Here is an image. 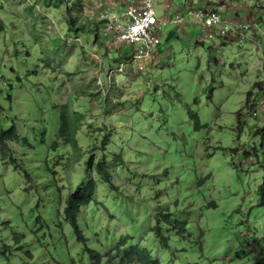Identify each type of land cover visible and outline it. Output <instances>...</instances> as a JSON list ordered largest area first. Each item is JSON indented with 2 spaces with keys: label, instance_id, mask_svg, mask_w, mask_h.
<instances>
[{
  "label": "rangeland",
  "instance_id": "rangeland-1",
  "mask_svg": "<svg viewBox=\"0 0 264 264\" xmlns=\"http://www.w3.org/2000/svg\"><path fill=\"white\" fill-rule=\"evenodd\" d=\"M112 1L83 0V14L98 18ZM163 1L169 2L153 0L158 17L178 14L169 16L171 10L166 11ZM182 1L171 3L175 8ZM255 1H241L244 10L238 13L256 30L243 31L240 42L235 37L223 44V39L213 36L195 46L197 27L179 30L169 21L162 23L159 56L150 67L146 63L149 71L129 75L116 74L122 58L113 48H105L127 52V47L114 43L112 34L101 25L98 39L104 41L102 47L88 43L89 36L81 38L67 30L66 15H81L67 2L54 6L45 0H0V128L14 123L33 143L43 123L47 127L45 143L34 144L37 156L22 144L9 143L15 156L35 173L36 187L8 157L3 160L0 152V235L13 251L1 255L0 264L90 263L85 245L55 209V186L60 187L63 200L83 175L84 159L94 144L98 145L95 159L101 157V142L107 141L98 128L105 125L112 130L108 150L120 151L124 166L113 171L115 189L97 181L99 202L83 207L77 217L86 246L105 255L119 237L132 233L131 241L146 244L170 264H264V205L258 204L257 192L263 182L264 149L258 155L252 153L253 147L264 144V118H255L247 107L252 99H264V20L258 19L261 14L245 12ZM193 4L200 3L193 0ZM229 14L228 22L239 17ZM241 30L231 22L220 35L226 38ZM180 31L192 37L181 36ZM56 37L61 40L54 42ZM219 41L223 46H217ZM218 59L221 62L216 63ZM98 92L104 96V107ZM126 96L127 101L112 111V104ZM64 102L83 115L77 134L82 152L68 146L48 150L46 145L55 137L54 105ZM239 111L243 118L237 122ZM193 113L198 116L197 125ZM91 175L97 176L96 172ZM209 201L215 206H207ZM164 205L171 214L188 218L191 248L176 251V262L170 261L169 249L163 251L152 240L150 231L154 211ZM13 233L23 236L19 243L30 250L32 258L24 255V248H16L19 244L12 241ZM171 244L177 247L182 242Z\"/></svg>",
  "mask_w": 264,
  "mask_h": 264
},
{
  "label": "trees",
  "instance_id": "trees-1",
  "mask_svg": "<svg viewBox=\"0 0 264 264\" xmlns=\"http://www.w3.org/2000/svg\"><path fill=\"white\" fill-rule=\"evenodd\" d=\"M47 2H54V6H58V3L64 2L67 5H71L75 7V9L78 11L77 13L81 14L78 17L74 13H68L65 17L66 23L68 25L67 30L71 32L72 34L82 36L89 35L91 39L87 40L88 43L92 44H98L99 47L103 46V40H99L98 38V27L101 24V22L96 21L90 17H87L83 14V0H45ZM232 0H228L229 3H231ZM238 1V0H237ZM241 1V0H239ZM245 1H250V0H245ZM211 2V0L209 1ZM220 2V1H219ZM222 3V2H221ZM221 3H214L211 2V4H208L211 10V12H215L219 14L222 18L224 14H222L221 8L219 9L220 6H222ZM184 4V3H183ZM217 6H214V5ZM251 4V3H250ZM253 6L252 8L255 7V4L257 6V0L256 3H252ZM259 6L264 9V4L258 3ZM226 6V4H223ZM206 6V4H205ZM227 7V6H226ZM247 7V5H246ZM194 8H202L200 5L194 6ZM249 8V6L247 7ZM251 8V9H252ZM231 9V8H230ZM27 10H30L27 8ZM238 12V10H237ZM252 12V10H251ZM264 17V16H263ZM262 16L259 18H263ZM264 19V18H263ZM1 28V25H0ZM90 33V34H89ZM243 35H241L242 38ZM88 37V36H86ZM94 39V40H93ZM60 37H56L54 42H58ZM105 47V46H104ZM106 51L108 49L113 48L115 51L119 52L118 57L122 58L121 61L128 59L130 54L129 51L123 52L120 50H116L114 47H105ZM98 51V48H96ZM27 53V52H26ZM106 54V52H105ZM48 56V54H47ZM45 64L48 65V61H45ZM37 71L34 70L33 73L35 74ZM28 73V72H27ZM116 74H129L133 75V72H127L122 71L120 73ZM137 74V72H136ZM144 74V72L140 71L138 72V75ZM111 77H114L115 75L110 74ZM117 95L113 90L111 91ZM101 93L98 92L99 100H100V106L104 107L105 106V101H104V96L101 97ZM129 95V94H128ZM128 96H126L125 99L118 98L117 103L114 102L112 105V111H114V106L119 105L122 106L124 101H127ZM248 100V99H247ZM136 104H138V100L135 101ZM246 106V105H245ZM254 106V105H253ZM55 108H57V120H56V129H55V137L54 139L50 142L49 146L48 144V150H57L60 146L65 147L68 146L70 150L72 149L73 151H78L79 150V145H78V131L80 130V125L81 121L83 120V115L79 113L77 110H75L70 102H64L62 104L54 105ZM252 107V106H251ZM114 113L110 115V117H113ZM240 112H238L237 115V122H240ZM191 118L196 121V125L199 123L198 116L196 114H191ZM44 128L43 131H39L36 133H39V135L34 134V142H30V137L27 134H21L17 127L15 126L14 123H12L9 127L6 129H1L0 128V152H1V158L4 160L7 157L10 159V162L13 164V167L15 169H20L27 181H32L33 185L36 187V184L33 181V178L35 176V173L30 170L28 165L25 163V161L20 160L17 158L16 151L13 150L9 146V143L14 142L16 144H22V146L25 149L30 148L32 150V153L37 156L33 149H36L37 142L45 143L46 141V125L43 123ZM195 125V126H196ZM255 128V124L252 125ZM240 127V126H239ZM263 128V127H262ZM99 131H102V136L104 137V140L107 141V143H104V141L101 142V157L99 159H95V149L97 148L98 145L94 144L88 153V156L86 159H84V169H83V175L79 177V181L75 184L73 189H70L66 196H64L63 200L61 197V194H58L60 187L55 186V192H56V199L54 202L55 209L61 214L63 219L71 226L72 230L74 231L76 238L80 242V244H84L85 248L87 250L88 257L90 259L89 264H170L167 263L163 260H160L154 252L150 250L147 245H143L139 242H133L131 241L132 238V233H129L127 235H124L123 237H119L117 239V242L113 244L105 253V255H102L100 249H96L94 247H89L88 245L86 246V238L82 234L79 225L77 223V217L79 214H81V209L87 205H89L91 202H95L96 204L99 202L97 198V181L101 180L104 184L107 186H110L111 188H114L113 185V171L115 168L122 169L124 166V161L122 159V154L120 151H117V153L112 150H108V146L110 144V135L112 133V130H109V127L105 125L104 127L98 128ZM264 132V129L261 130ZM39 136V137H37ZM261 136H264V134H261ZM263 144V143H262ZM264 144L259 148L258 147H253L252 149L254 150L252 153L258 155V152L263 148L264 149ZM72 151V152H73ZM80 151V150H79ZM82 152V151H80ZM105 152L110 153L109 157L106 156ZM262 152V151H261ZM251 153V154H252ZM249 152L243 154L244 157L248 156ZM74 156V154H73ZM80 154L75 158V160H79ZM264 158V156H263ZM262 158V159H263ZM38 159V158H37ZM40 160V159H38ZM261 161V160H260ZM44 163L47 164L46 159L43 161ZM43 162L41 161V166L43 165ZM261 167L264 173V159L262 160ZM46 170H49L48 165ZM34 170V168H33ZM96 172L97 176L96 178L92 177L91 173ZM209 176V175H208ZM54 187V186H52ZM71 187V186H70ZM47 189L48 187H44ZM115 189V188H114ZM258 196H259V205H264V175H263V182L260 184L259 188L257 189ZM207 206H215L214 201H209L207 203ZM61 209V211H60ZM36 220L40 221V217H37ZM5 224L9 223L8 221L4 222ZM40 228H43L42 225H40ZM188 228V218L185 215H178V214H171L169 210L168 205H164L161 209H157L154 211L153 214V225L150 228V231L152 232V240L159 244L162 250L169 249L170 253L168 255L171 257L170 261H175L176 258V251H179L183 253V250L187 251L186 247L191 248L190 244H192L188 240V235L186 233ZM184 230V231H183ZM179 234V235H178ZM202 234V231H201ZM178 235V236H177ZM23 236L13 233L12 236V241L15 244H19L16 246L17 249H22L24 255L27 258H32L33 255L30 252V250L26 247L20 244V240L22 239ZM124 239V240H123ZM123 240V241H122ZM119 241V242H118ZM181 241L182 244L180 246H175L172 247V243ZM123 242V243H122ZM125 242V243H124ZM133 244V245H132ZM137 244V246H136ZM137 247V248H136ZM259 250V249H258ZM258 250L256 252H258ZM12 254L13 251L11 249V245L5 243L2 241V236L0 235V257L1 255L6 254ZM260 255V250L257 253V257ZM137 256V257H136ZM136 260H135V259ZM133 259V260H132ZM151 259V260H150ZM101 260V261H100ZM135 262V263H134ZM180 264V263H176Z\"/></svg>",
  "mask_w": 264,
  "mask_h": 264
},
{
  "label": "built area",
  "instance_id": "built-area-1",
  "mask_svg": "<svg viewBox=\"0 0 264 264\" xmlns=\"http://www.w3.org/2000/svg\"><path fill=\"white\" fill-rule=\"evenodd\" d=\"M100 6L104 7L105 4L101 3ZM85 16L101 22L105 31L112 34L114 43L127 47L128 50H125L129 51L130 56L122 61L117 73L148 70L146 63L149 65L157 54L158 33L163 21L155 13L153 0H113L108 10L98 13V18L88 13ZM186 16L197 21L203 36L211 35L212 30L222 22L219 14L191 6L173 15L171 21L180 24L187 19ZM110 74H113L112 71Z\"/></svg>",
  "mask_w": 264,
  "mask_h": 264
},
{
  "label": "clouds",
  "instance_id": "clouds-1",
  "mask_svg": "<svg viewBox=\"0 0 264 264\" xmlns=\"http://www.w3.org/2000/svg\"><path fill=\"white\" fill-rule=\"evenodd\" d=\"M188 0H186L185 2H184V4L182 5V9H181V11H178V12H176V13H182L183 12V10L185 9L184 7H185V3L187 2ZM230 1V0H229ZM242 1V0H241ZM255 3H256V1H255ZM258 3H260L258 0H257V6H256V4H255V7L254 8H247L246 10H249L250 11V13H251V16H256V17H259V15L258 14H261V16L263 17L264 16V9H262L260 6H259V4ZM228 4H230L229 2H228V0H227V2H226V5H228ZM262 4H264V3H262ZM190 6L191 7H193L194 8V6H192L191 5V2H190ZM207 6H209L208 4H206V6H204V7H202V8H196V9H205V10H208L209 12H211V10H210V8L209 7H207ZM251 10H252V12H251ZM259 10V11H258ZM256 11H258L257 13H256ZM246 12H248V11H246ZM173 16V15H172ZM171 16V17H172ZM260 16V17H261ZM171 17H169L168 19H166V20H168L169 22H171V23H174L175 25H180V24H182V23H180V24H177V23H175V22H172L171 21ZM264 18V17H263ZM263 18H261L262 20H264ZM190 18H187L186 20H189ZM221 19H222V22L220 23V25L218 26V27H215L214 29H219V30H221L223 27H224V25L225 24H228V23H231V22H235V23H238L239 24V29H242L239 33H236V34H234V35H228L226 38L225 37H223V36H221V35H217L220 39H223V44H225V42H226V39H229V40H231L232 38H235V37H239V39H237V38H235L234 39V41H238V42H240L241 40H242V38H244L243 36H242V38H241V35H243V31H248V30H256V27L254 26V25H252V22H250L249 21V19L248 18H243L242 19V17H239V18H235V19H233L232 21H227V19H228V17L226 16V15H224L223 16V18L221 17ZM259 20H260V18H258ZM186 20H184V21H186ZM240 20V21H239ZM183 21V22H184ZM239 21V22H238ZM197 22V21H196ZM198 24V23H197ZM199 25V24H198ZM212 30V32H211V34H213L214 33V31L215 30ZM199 32L197 33V37H196V40L194 41V39H193V41H194V44H196V43H202L203 41H206V40H211V37L210 36H203V35H201V30H200V26H199ZM220 32V31H219ZM213 40V39H212ZM221 41H219V44L217 45V46H223L221 43H222ZM215 62L216 63H219V62H221V61H219V59L218 60H215ZM153 63V62H152ZM149 67L151 66V63L148 65ZM148 69V68H147ZM149 71V70H148ZM253 100V104H251L250 106H247L248 107V111L250 112V110L252 109V112H253V116H255V118L257 117V118H264V106L262 107V108H260L262 105H264V99L263 100H261V101H258V100H256V99H252ZM255 100H256V102L257 103H259L260 104V106L258 107V104H256V102H255ZM254 105V106H253ZM252 106V107H251ZM240 112V111H239ZM240 116V119H242L243 118V115H239ZM244 161V157H242L241 158V160H240V163L242 164V162Z\"/></svg>",
  "mask_w": 264,
  "mask_h": 264
},
{
  "label": "crops",
  "instance_id": "crops-1",
  "mask_svg": "<svg viewBox=\"0 0 264 264\" xmlns=\"http://www.w3.org/2000/svg\"><path fill=\"white\" fill-rule=\"evenodd\" d=\"M186 0H183L180 4H179V6H177V7H175L174 8V6H172L173 5V3H171V0H169V2L168 1H163V2H165L166 3V11H168V10H171V12L170 13H168L169 14V16H171L172 14H174V13H176V12H178V11H181V9H182V5H183V3L185 2ZM199 1V3L200 4H198V5H200V7H204L205 6V4L206 3H204L203 2V0H198ZM207 1H210V0H206V2ZM191 2V5H197V4H193V0L192 1H190ZM215 2H218L219 3V0H216ZM207 4H211V2H207ZM222 4H225V3H222ZM231 5H230V7H231V9H229V6L228 5H226V6H224V5H222V6H220L219 7V9L221 8V12H222V14H224V13H226V14H224V15H226L227 17H230L231 15L229 14V13H231V14H238V16L239 17H241L242 15H241V13L239 14L238 12H237V10H239L240 9V11H243V5H245V4H243V3H241V1H237V0H232V2L230 3ZM207 7H211V6H207ZM245 12H246V9H245ZM171 14V15H170ZM238 17V18H239ZM161 18L163 19V21H161V25H162V23H165V22H167L168 20H166V19H164L162 16H161ZM190 21H188V20H186V21H184L182 24H180V25H178L179 26V30H182L184 27H185V29H193L194 27H197V29H199V25L197 24V22L195 21L194 23H189ZM185 23H186V25H185ZM174 24V23H173ZM182 25V26H181ZM215 31H214V33L211 35V40L213 39V36H217V35H220V30L219 29H214ZM199 32V30H197V32H195V34H194V36H193V39H194V41L196 40V35H197V33ZM180 33H181V36H190V37H192V35H190L189 33H187V32H185V34H183L181 31H180ZM172 34V31L169 33V36ZM218 39H220L219 37H217ZM205 41H203L202 43H196V44H194L195 46H197V45H203V43H204ZM214 43V42H213ZM215 44V43H214ZM159 56V51H158V46H157V54L155 55V57H154V59H156L157 57ZM154 59H153V61H154Z\"/></svg>",
  "mask_w": 264,
  "mask_h": 264
},
{
  "label": "bare ground",
  "instance_id": "bare-ground-1",
  "mask_svg": "<svg viewBox=\"0 0 264 264\" xmlns=\"http://www.w3.org/2000/svg\"><path fill=\"white\" fill-rule=\"evenodd\" d=\"M231 2H232V1H231ZM220 3H221V2H220ZM221 4H222V3H221ZM213 5H214V4H213ZM222 5H223V4H222ZM214 6H217V5H214ZM239 10H240V9H239ZM243 10H244V9H243ZM261 31H263V30H261ZM89 34H90V33H89ZM86 36H89V35H86ZM262 38H263V37H262ZM233 40H234V39H233ZM183 231H184V230H183ZM178 235H179V234H178ZM178 235H177V236H178ZM123 240H124V239H123ZM123 240H122V241H123ZM118 242H119V241H118ZM122 243H123V242H122ZM124 243H125V242H124ZM132 245H133V244H132ZM136 246H137V244H136ZM136 248H137V247H136ZM136 257H137V256H136ZM134 259H135V258H134ZM132 260H133V259H132ZM135 260H136V259H135ZM150 260H151V259H150ZM100 261H101V260H100ZM134 263H135V262H134ZM99 264H101V263H99Z\"/></svg>",
  "mask_w": 264,
  "mask_h": 264
}]
</instances>
